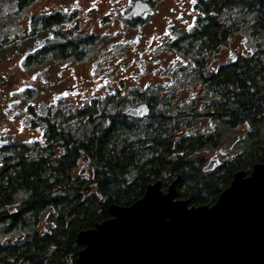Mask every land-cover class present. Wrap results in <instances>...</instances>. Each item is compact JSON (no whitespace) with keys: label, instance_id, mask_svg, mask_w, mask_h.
I'll return each mask as SVG.
<instances>
[{"label":"trees","instance_id":"obj_1","mask_svg":"<svg viewBox=\"0 0 264 264\" xmlns=\"http://www.w3.org/2000/svg\"><path fill=\"white\" fill-rule=\"evenodd\" d=\"M34 1L0 0L14 4V14ZM192 9L196 13L192 28L176 36L169 47L193 63L192 73L208 94L209 109L220 127L247 126L243 150L203 173L202 161L192 154L216 149L222 142L221 130L181 136L183 124L195 112H171L164 102L166 109L155 114V99L154 104L142 100L150 108L147 118L126 117L123 111L134 106L138 96L134 93L132 99L93 100L68 115L58 107L53 121L46 124L41 146L8 141L3 149L7 155L0 168V228L33 231L19 242H0V264H74L81 249L76 234L108 219L110 204L129 206L142 197L148 184L158 179L171 183L177 174L178 198L189 206H210L234 173H248L254 164L264 163V0H192ZM68 17L33 16L30 28L33 33L49 32ZM70 32L60 36L67 42ZM242 32L257 40L255 49L206 76L209 57ZM67 45L73 47L60 46L55 57L72 54V49L65 52ZM42 52L28 56L26 63H38ZM80 161L86 168L76 172ZM46 209L48 225L39 231V215Z\"/></svg>","mask_w":264,"mask_h":264},{"label":"rangeland","instance_id":"obj_2","mask_svg":"<svg viewBox=\"0 0 264 264\" xmlns=\"http://www.w3.org/2000/svg\"><path fill=\"white\" fill-rule=\"evenodd\" d=\"M74 1L35 0L17 14L14 4L0 2V168L3 156L7 155L3 149L8 141L43 144L46 124L53 121L58 107L68 115L87 102L112 96L119 101L132 99V93L138 95L134 106L145 103L142 100L154 104L157 99L155 114L166 109L164 102L171 112L184 109L187 113H197L183 124L181 136L208 135L221 130L222 142L216 149L208 147L192 154L194 160L202 161V166L214 157L227 162L243 150L247 126L220 127L209 109L208 94L192 73L191 62L168 46L174 28L185 31L191 28L196 18L192 0H183L182 9L178 7L180 0H156L157 13L147 23L132 27L122 23V18H116V12L128 9L135 0ZM54 11L65 17L77 14L82 39L84 36L87 39L81 57L69 60L43 52L38 63L27 64L25 59L37 48L50 40H59L58 36L73 28L75 20L68 17L67 23L49 32L31 31L32 16ZM87 16L91 20L85 22ZM90 35L92 38L88 39ZM256 44L257 40L248 32L230 37L209 57L205 75L250 54ZM219 150L225 154L220 156ZM84 168L86 164L80 161L76 172ZM163 183L161 189L165 192L170 180ZM48 213L46 209L39 215V231L48 225ZM32 231L30 227L3 232L1 227L0 242H19Z\"/></svg>","mask_w":264,"mask_h":264},{"label":"water","instance_id":"obj_3","mask_svg":"<svg viewBox=\"0 0 264 264\" xmlns=\"http://www.w3.org/2000/svg\"><path fill=\"white\" fill-rule=\"evenodd\" d=\"M149 14L137 0L125 18ZM149 114L146 103L123 111L131 118ZM221 164L214 157L201 170ZM177 181L176 174L163 192L158 179L129 206L110 204L108 219L76 234L81 249L74 264H264V163L234 173L210 206L177 198Z\"/></svg>","mask_w":264,"mask_h":264},{"label":"flooded vegetation","instance_id":"obj_4","mask_svg":"<svg viewBox=\"0 0 264 264\" xmlns=\"http://www.w3.org/2000/svg\"><path fill=\"white\" fill-rule=\"evenodd\" d=\"M135 1H137V0H135ZM140 1H142L145 4L148 5V8L152 11V14L147 15L144 19H142L141 17H137L136 19H132V20L127 19V18H125V15L130 11L131 7L133 6L132 5L128 9H122L120 12L118 10L116 12V16H117L116 18H120V19L122 18V23H125V24H127L128 26H131V27L132 26H140L141 24L147 23L150 20V18H152V16H154L157 13L156 2H155L156 0H140ZM77 2H78V0H75L74 1V3H77ZM134 2H133V4H134ZM180 2L181 3H178V7H179V9H182L183 8V6H182L183 0H180ZM54 14H59L60 15L62 13L59 12V11H54L52 13L51 12H46V13H43L41 15L52 16ZM75 15H77V14L76 13H71V15H69V18L70 19L75 20V22L72 23L73 24V28L71 29L72 32H70V37H72V38L67 39V42L65 41V39H63L62 40L63 42H61V43L59 42V40H50L48 43H44L45 45H43L42 47L37 48L34 52H37V51H40L41 50V52L42 51L45 52L44 54L51 55V56L55 57V53H57V55H60L58 53V48L60 46H65V44H70L71 43L73 47L71 48L69 45H67V47H69V49L67 47H65V52H69L72 49V54L69 55V53H67L66 54L67 57H65V58L66 59H69V60H71V59L79 60V58L81 57V54L83 53L82 49L85 46V42H87V39L85 38V36H84V39H82V37H83V30L79 27V19H77L78 16L75 17ZM113 15H114V13H113ZM89 17L90 16H87L85 18V20H86L85 22L91 20V19H88ZM105 19L106 18L103 17V20H105ZM69 22H71V21H69ZM192 25H193V23H192ZM191 28H192V26H191ZM183 31L185 33H187V31H189V28L187 29V31H185L182 28L181 29H178V30L174 28L173 29V33H174L173 40L171 42L175 41L176 40V36L178 37L179 34L181 32H183ZM35 33H37V32H35ZM91 38H92V36L90 35V37L88 39H91ZM169 44H168V46H169ZM171 50L176 51L173 48H171ZM177 53L180 54L179 52H177ZM181 55H183V54H181ZM68 57H73V58H68ZM183 57L186 58V60L190 62V59L187 58V57H185V55H183ZM191 68L193 69V63L192 62H191ZM221 156H223V155H221Z\"/></svg>","mask_w":264,"mask_h":264},{"label":"snow or ice","instance_id":"obj_5","mask_svg":"<svg viewBox=\"0 0 264 264\" xmlns=\"http://www.w3.org/2000/svg\"><path fill=\"white\" fill-rule=\"evenodd\" d=\"M193 3H195V0H193Z\"/></svg>","mask_w":264,"mask_h":264}]
</instances>
